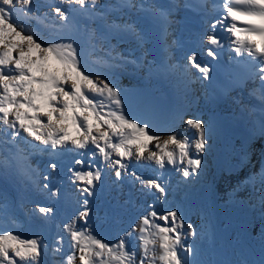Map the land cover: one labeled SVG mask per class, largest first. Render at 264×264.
<instances>
[{
    "label": "snow or ice",
    "instance_id": "1",
    "mask_svg": "<svg viewBox=\"0 0 264 264\" xmlns=\"http://www.w3.org/2000/svg\"><path fill=\"white\" fill-rule=\"evenodd\" d=\"M221 3L227 16L218 17L209 25L212 31L203 36L201 43L209 46L206 55L217 58L211 46L221 44L215 35L219 27L235 37L230 43L236 45L234 50L237 54L242 51L253 57L258 54V66L264 65V48L254 47L252 39L260 37L264 40V0H221ZM33 4L34 0H0V48H3L0 51V149L8 153L0 173L7 175L14 165L19 171L35 172L29 164L31 152L28 149L41 152L52 158L48 163L50 172L42 175V183L36 184L35 190L52 203L38 206L32 215L39 213L42 221L47 222L56 214L55 205L66 196L74 198L76 208L75 214L62 225L65 235L55 239L50 247L41 237L22 239L4 227L17 221L9 212L7 198L0 195V264H46L44 257L49 255L50 264H73L76 259L79 264H155L157 260L162 264H194L184 254L194 253L185 238L194 236L196 232L178 209L158 214L154 205L150 204V211L111 246L97 238L90 222L93 199L104 187L103 165L113 169L114 184L131 178L133 183L141 184L142 191L155 189L161 198L167 191L161 182V174L168 166L179 170V165L186 160L183 176L199 175L197 170L202 164L199 154L207 150L206 137L209 133L206 126L194 119L187 120L189 128L198 133L195 140L197 157L193 158L189 139H182L180 133L162 138L152 132L148 124L142 125L128 115L122 107L123 95L113 83L124 60L108 37L137 42L144 37L134 24L109 20V16L113 12L135 11L160 24L167 33L169 18L179 4L174 2L163 6L151 3V0H117V3L105 5L101 0H58V4L68 5L67 9L53 8L62 22L58 31L86 35L90 51L96 50L97 40H103V61L112 79L87 70L73 37H60L58 42L44 41L20 27L13 19L15 12L19 10L30 16ZM183 7L200 11L207 8V3L203 0L198 9L185 0ZM69 14L74 15L70 17ZM228 17H231V23H227ZM238 19L247 26H238ZM97 23L102 25L103 30L92 27ZM204 23L208 21L204 20ZM188 62L204 74L203 78H209V68L197 62L195 53L188 56ZM254 79L260 83L250 95L258 100L260 106L252 108L250 115L256 118L260 134L264 135V66L259 67V74ZM98 96L105 97L115 107L104 111L105 106L95 99ZM25 136L42 147L28 144ZM21 142H24V148L20 147ZM153 142L154 147L150 148ZM65 154L72 155L74 165L68 167L71 187L67 192L52 183L59 171L56 161ZM126 160L128 163H125ZM133 161L137 165H154L157 179L138 176L133 169ZM260 202L264 206V194ZM155 221H163L164 224L162 226ZM261 228L264 230V224ZM133 237L135 239L129 245ZM65 244L71 250L66 257Z\"/></svg>",
    "mask_w": 264,
    "mask_h": 264
},
{
    "label": "bare ground",
    "instance_id": "2",
    "mask_svg": "<svg viewBox=\"0 0 264 264\" xmlns=\"http://www.w3.org/2000/svg\"><path fill=\"white\" fill-rule=\"evenodd\" d=\"M101 3L108 5V0H101ZM125 12H127V10H125ZM69 15L71 17L74 14H69ZM133 20H134V23L136 25L135 27L137 30L140 28H143L145 30V34L143 38V42H144L143 49L144 50L141 52V54H139V56L141 57L142 61L145 62V65L140 66L141 69L144 71L143 74H145L146 76L147 74H149V78L147 79L143 78L140 75V72H139V75L135 77H131L132 79L138 82V85L130 86L128 89L129 94L123 97L122 107L124 111L128 115L133 117L134 96L136 92L139 90V88L146 87L152 94L160 98L161 106H160L159 111L169 116V118L167 119L165 123H168L169 127L179 126V125L183 126V129L185 130V132L183 133L184 138H187L190 141L189 147L191 151L190 152L191 157L195 158L197 157V153L195 150V140L198 139V133L196 132L195 129L189 128V126L187 125L188 118L186 116L188 115L186 113L191 114V118L189 117V119H194V120L201 122L203 126H206V128L208 129V133H209V135L206 137L207 150L205 153L199 154V158L202 160V164H201L200 169L197 170L198 173H200L201 170L208 168L211 171L218 172V174H225L226 173L225 170L219 171L220 168L225 166V164L230 163L229 156L234 151H238V152L242 151L240 144H242V146H248L249 144H251L252 139L254 141L255 129H253L250 137H245L242 140H236L234 137L236 132L234 130H231L228 127L227 123L223 125L222 122L220 121V123L216 127L207 125L206 124L207 118L205 117V114H204L206 110L205 111L202 110L195 103L196 91L192 89L191 85H189L188 87H183L181 89L177 88L176 85L172 82L171 77H169L170 73L167 71H163L161 67L162 63H160L159 61L161 59H164V55H165L163 50L161 49V41L163 40V30L161 26L159 24L152 23L151 21H143L139 17H133ZM58 32L60 31H57V34ZM62 32H64L67 36H71L73 38H75L77 35H82L78 33H69L67 30H64ZM195 74L196 76L194 77V82L198 85V87H200L201 83L197 79L196 72ZM183 82H186V80L184 79ZM187 91H192V97L190 99L185 98L183 102H178L177 99L179 97H183V94H186ZM101 100H104V98H101ZM105 100H106L105 102L110 103V101H108L106 98ZM109 105H112V104L110 103ZM114 107L115 106L112 105V108ZM199 114H201L202 116H200ZM148 117L150 118V116ZM150 120H153V119L151 118ZM150 120L142 119L140 120V122L142 125L148 124L150 126V129H152L153 124L151 123L152 121ZM159 128H161L162 131L166 130L164 125L162 126L161 124H159ZM20 147L24 148L23 146H20ZM1 151L3 154L8 155L6 151L4 150H1ZM31 151L32 150H30L29 152ZM259 152L264 153V150L260 148ZM207 158H209V161L207 160ZM4 160L5 158L0 157V165L3 166ZM29 161H31L30 164L32 166H35L37 158L35 157L32 158L30 155ZM57 163L59 165L58 172L60 176L58 177L55 176L56 179H54L52 183L59 185L62 188V185L60 183H57L56 180L59 179L62 182V180L65 179L64 168H63L66 165L65 159L60 158L59 160H57ZM251 164H253V161H251ZM134 165H135V162H133V169H137L136 166ZM139 165L144 169V171H147L148 173H152L155 170V166L154 167L146 166L144 163H141ZM178 165H179V161H178ZM179 166H182L180 172L171 175V177L168 178V181H167L169 188H168V193L166 194L170 195V199L165 198V197L161 198L158 192H156L155 197L152 199L155 211L158 214H162L166 212L167 210H172V204L176 202V198L178 197L179 193L181 192L183 188H186L188 186V181L186 179L179 178L178 176L183 173L182 169L184 167H187V161L185 160L184 164L179 165ZM106 169L108 170L109 167H107ZM144 175L145 174L143 173L139 176L142 177ZM193 175L198 176L196 174H193ZM175 179H180V180L175 181ZM221 180H223V178ZM225 180L228 182V184L231 182V180H228L227 178H225ZM19 182H20V171L17 169V166L15 165L9 169L7 175L0 173V195L7 198V201L10 205L9 212L15 216L16 221H17V223L15 224L7 223L4 225V227L7 230L12 231L11 226L12 225L14 227L16 226L18 229L22 230L23 236L20 238L24 239V238L31 236L29 234L30 231H32L30 227H34V225H39L41 233L46 235L47 229L45 227L46 226L45 224L39 223L40 221H35L32 213L22 212V209L24 208V206L21 204L22 193L20 192ZM108 183L113 187V189L116 190L117 193L120 192L121 187L119 186V184L114 186L113 180L109 181ZM180 183L184 184V187L182 189H177V190L172 189L173 185H177V187H179L178 185ZM131 192L132 191L129 189L128 193L130 194ZM16 193L18 194V197H19L17 200H16ZM160 200H165V203L159 204ZM51 203L52 201L49 200L47 197H42L38 199L37 205L38 206L48 205ZM55 207L57 209L56 213L61 211L60 203H57ZM184 208L186 207L185 206L180 207L183 213H185L183 210ZM27 215H31L32 217H27ZM55 219H56V214L53 218L48 220V222L53 223L55 222ZM162 224H164L163 221H162ZM203 235H204V232H203ZM196 236L199 237V235H196ZM37 237L38 236L33 237V238H37Z\"/></svg>",
    "mask_w": 264,
    "mask_h": 264
},
{
    "label": "rangeland",
    "instance_id": "3",
    "mask_svg": "<svg viewBox=\"0 0 264 264\" xmlns=\"http://www.w3.org/2000/svg\"><path fill=\"white\" fill-rule=\"evenodd\" d=\"M54 1V0H53ZM35 2H39V0H34V3ZM43 3H48V1H43ZM20 11L19 10H17L16 11V16H13V19H14V21H19V20H21L20 18V13H19ZM22 21V20H21ZM31 19H27V20H23V28L25 29V30H27V31H29V26H30V24H31ZM54 31V32H53ZM53 33L54 34H57V31H58V29H56V28H54L53 29ZM58 34H65L64 32H62V31H60V32H58ZM37 34H35V36H36ZM66 35V34H65ZM78 36H80V35H77L74 39L76 40L77 38H78ZM37 37H39L40 39H42V40H44V41H59V37L58 38H56V39H50V38H45V37H42V36H39V35H37ZM87 41H88V37L85 39V40H82L80 43L81 44H83V45H85V47H81V46H79L78 44V46H79V48H80V55H81V59L85 56V57H88V58H94V55L95 54H97V47H98V45L96 46V50L95 51H90V48H89V45H88V43H87ZM100 42V41H99ZM112 43V45H114V43L113 42H111ZM103 46V45H102ZM129 48H130V46H129V44H127V45H125V47H122V45L121 44H118L117 46H116V50L118 49H120V50H122L124 53H126V52H128L129 51ZM137 48L138 47H136V49H135V52L134 53H136V50H137ZM3 49V48H2ZM83 50H89L90 51V53H88V54H85V53H83ZM144 49H143V47L141 48V50L139 51V54H141V52L143 51ZM93 53V54H92ZM13 55H16V53H13ZM128 55V57L129 58H133L136 54H131V53H128L127 54ZM103 56L100 54L98 57H97V60H96V64L97 65H95V66H91L89 63H93V60H88V61H84L83 59V62H84V64H85V67L87 68V70L88 71H90V72H98V73H102V74H104V75H107L108 77H109V79H112V77L109 75V74H107V73H105V72H100L98 69H97V67H98V65H100V66H103L105 63H104V61H103V58H102ZM127 62V61H126ZM126 62L124 63V64H126ZM119 70H121L122 72V74H125V71H124V69L121 67ZM119 73V71L117 72V74ZM116 74V75H117ZM135 82V83H134ZM113 83H114V80H113ZM118 89H122L123 91H125L126 90V95L128 94V92L127 91H129L128 89H129V87L131 86V84H133V86H137L138 85V82L136 81V80H134V81H126L125 80V77H123L122 76V84L119 82V80H118ZM101 98H104V100H102L103 102H105L106 100H105V97H100V100H101ZM99 104V103H98ZM106 104V103H105ZM107 105V104H106ZM200 116H202L201 114H199ZM188 119H189V117L191 118V114H189L188 116H186ZM154 119L155 117L154 116H150V119ZM168 119V118H167ZM167 119H166V121H167ZM165 121V122H166ZM163 123V124H161L162 126L164 125V127H165V131H162L161 130V128H158V129H160L159 131L160 132H163L164 133V135H171L172 133L171 132H173V133H180L181 135H184L183 133L185 132V130L183 129V126H181V125H179V126H172V127H169V124L168 123ZM166 124H168V125H166ZM169 128V129H167V128ZM177 130H180V132H177ZM167 136H165L164 138H166ZM184 138V136H182V139ZM154 144H155V142H153V144L152 145H150V148H152V147H154ZM262 149V148H261ZM260 150V149H259ZM125 163H128V161L126 160L125 161ZM152 167H153V165H152ZM260 200V199H259ZM184 210V212H186V208H184L183 209ZM26 211H27V208H26ZM29 213V212H28ZM262 216H264V211H261V210H254V211H251V212H246V213H244L242 216H240L239 215V213L237 214V217L238 218H241V220L242 221H245V222H249V223H251L254 227L253 228H255L256 229V233H259V229H257V227H258V225H260V223H261V218H262ZM27 217H32L31 215H27ZM39 223H42V224H45V225H47V223L46 222H44V221H40ZM263 223H264V221H263ZM12 225V224H11ZM10 225V226H11ZM217 225V224H216ZM46 227V229H47V233H46V235H44V234H42L41 233V231H40V229L38 230V228L37 227H33L34 229H32V228H30L32 231H30V235L31 234H36V236H38V237H41L43 240H44V242L46 243V244H48L50 247H51V244H52V242L54 241V238L52 237V238H50L49 237V234H50V231H49V229H48V227L47 226H45ZM51 227H52V223H51ZM17 228V227H16ZM208 229H210L211 228V226H209L208 225V227H207ZM18 229V228H17ZM14 229V227H12V232L14 233V234H18L20 237H22L23 236V233H22V230H20V229ZM217 229H218V232L221 234V235H223V231L222 230H220V226L219 225H217ZM220 230V231H219ZM37 231L39 232V235H38V233H37ZM57 231H60L61 233L56 237V238H59L60 236H62V229L60 228V224H59V226H57ZM32 236H34V235H32ZM32 236H30V237H27V238H24V239H33V237ZM36 236H34V237H36ZM53 236V235H52ZM45 237V238H44ZM97 238H100L99 236H97ZM101 239V238H100ZM235 239L237 240V246H238V248L236 249V250H232L229 254H226V253H223L222 255H220L219 257L220 258H218V257H215V255L214 254H212V256L211 255H205V254H209V252L207 251V248L203 245V244H201V242H199L198 240H196L195 242L194 241H192L191 242V245L192 246H194V247H197V253L198 254H200V250H203L204 252H205V254H204V252H201V255H200V257H197L194 253L193 254H188V258H190V259H192L193 261H194V264H242V262L244 261V260H247L250 264H255V262H256V260L254 259L255 258V254L254 253H250L248 256L246 255V251H245V248H241L240 247V241H239V231L237 230V233L235 234ZM255 246V245H254ZM237 252V253H236ZM259 255L262 257V264H264V251H260V253H259ZM210 257V258H209ZM257 257V256H256ZM47 256L46 257H44V259H45V261H46V264H50V259L51 258H47ZM210 261H209V260ZM212 260H214V261H212ZM76 261H78V259H76Z\"/></svg>",
    "mask_w": 264,
    "mask_h": 264
},
{
    "label": "water",
    "instance_id": "4",
    "mask_svg": "<svg viewBox=\"0 0 264 264\" xmlns=\"http://www.w3.org/2000/svg\"><path fill=\"white\" fill-rule=\"evenodd\" d=\"M143 96V93L140 95V97Z\"/></svg>",
    "mask_w": 264,
    "mask_h": 264
}]
</instances>
